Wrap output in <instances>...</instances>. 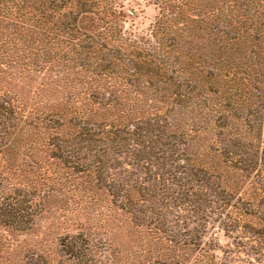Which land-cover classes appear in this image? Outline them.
Returning a JSON list of instances; mask_svg holds the SVG:
<instances>
[{
	"label": "rangeland",
	"instance_id": "rangeland-1",
	"mask_svg": "<svg viewBox=\"0 0 264 264\" xmlns=\"http://www.w3.org/2000/svg\"><path fill=\"white\" fill-rule=\"evenodd\" d=\"M244 1L101 4L74 25L83 32L71 41L92 44L97 34L109 47L120 35L125 46L137 47L115 54L114 65L103 69L97 68L102 56L85 47L57 49L10 26L20 27V20L0 22V105L10 111L11 141L0 147V204L26 210L10 226L0 217V264H211L210 256L219 264H246L253 258L224 237L210 203L192 196L198 183L189 171L209 166L216 142L243 143L218 128L227 122L220 120L227 101L220 91L225 78H214L222 55L212 31L230 32L219 24L224 16L247 23ZM52 48L69 58L79 54L78 65L69 67L65 58L48 63ZM133 126L142 131L132 134ZM156 174L169 180L167 190L154 191ZM176 192L184 196H171ZM196 236L199 247L186 244ZM65 240L82 248L78 259L64 253Z\"/></svg>",
	"mask_w": 264,
	"mask_h": 264
},
{
	"label": "trees",
	"instance_id": "trees-1",
	"mask_svg": "<svg viewBox=\"0 0 264 264\" xmlns=\"http://www.w3.org/2000/svg\"><path fill=\"white\" fill-rule=\"evenodd\" d=\"M115 1L118 0H0V22L9 23L20 20V27L18 23H11L10 26L16 31L19 28L24 29L23 32L27 37H32V34L43 36L49 39L57 49L64 47L65 50L77 48L83 50L85 47L90 55L102 56L97 68L103 69L114 65L115 54H119L126 48H132V46H125L127 40L117 35L113 40L114 45L109 47L108 42L100 40L102 35L97 34L96 41L92 44L86 41L82 43L80 40H77L79 44H74L75 41L71 40L76 39V35L83 32L74 25H81L84 20L86 21L85 14H95L99 5L106 2L113 4ZM174 1L183 5L187 3V0ZM157 2L166 3V0H157ZM188 4L189 9H192L193 3L188 2ZM241 7L247 23L224 16L226 23L220 20L219 24L221 23L223 29L231 28L230 32L214 29L212 33L215 43L221 47L218 51L222 55L220 60H217L215 69L218 73L214 78H225L224 86H220L222 89L220 91L227 101L225 111L218 110L220 113L227 112V117L220 118L227 122L224 128L222 126L218 128L229 129L225 136L227 138L240 136L243 143L239 140H236L235 144L228 139L218 140L216 149L212 155L208 156L209 166L207 164L192 165L189 171L195 172V181L198 183L195 186L196 192L192 191V196H201L211 205V207L199 206L208 207L210 213L216 216L213 222L220 224L219 228L224 233V237L239 247L247 248L253 254V258L245 261L246 264H264V122L262 118L259 119L260 114H264V0H247L242 2ZM215 21L212 20V24ZM161 23H159L160 27ZM50 24L52 28L49 27ZM60 33L64 35L63 40H59ZM51 50L55 52L46 55L48 63L65 58L64 64L74 67L81 59L77 56L79 54L69 58V55L66 57L59 50L53 48ZM160 52L166 53L164 49H160ZM104 61L108 65H104L102 63ZM237 112L240 113L237 114ZM9 114L10 111L0 105V147L3 148L10 146L11 143L7 133ZM133 127L132 134L142 131L140 127ZM226 169L229 172H225ZM179 174L187 173L179 172ZM189 175L193 176V174ZM154 182L157 183L154 191L158 185L163 191L168 189L169 180L164 179L160 174H156ZM176 186L179 191L183 189ZM174 195L184 196L179 192L171 194V196ZM25 211L22 206L11 207V204L6 202L0 204V217L5 225L10 226L13 221L17 222V218L24 217ZM195 233L198 234V232ZM240 233L244 235L241 236ZM186 244L193 247L200 246L197 244V236L191 243ZM61 246L70 258L78 259L81 255L82 248L77 249L68 240L63 241ZM210 247H207L208 251H213ZM83 250L89 252L88 248ZM208 251L205 250L202 253ZM208 259L213 264H219L213 260V256Z\"/></svg>",
	"mask_w": 264,
	"mask_h": 264
}]
</instances>
